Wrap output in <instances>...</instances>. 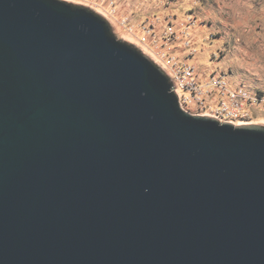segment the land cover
Segmentation results:
<instances>
[{
	"label": "water",
	"instance_id": "water-1",
	"mask_svg": "<svg viewBox=\"0 0 264 264\" xmlns=\"http://www.w3.org/2000/svg\"><path fill=\"white\" fill-rule=\"evenodd\" d=\"M0 264H264V125L181 106L64 0H0Z\"/></svg>",
	"mask_w": 264,
	"mask_h": 264
},
{
	"label": "rangeland",
	"instance_id": "rangeland-1",
	"mask_svg": "<svg viewBox=\"0 0 264 264\" xmlns=\"http://www.w3.org/2000/svg\"><path fill=\"white\" fill-rule=\"evenodd\" d=\"M64 1L86 7L81 0ZM116 1L119 16H129L139 30L145 24L159 33L172 34L173 40L163 44L167 59L164 61L172 68L185 64L194 67L196 92H182V108L190 114L213 118L222 100L214 84L215 75H221L232 89L245 88L264 97V0ZM105 18L111 23L114 36L137 46L170 78L172 69L165 70L160 58L128 36L117 22ZM247 108L248 117L244 119L216 120L236 126L264 125V105Z\"/></svg>",
	"mask_w": 264,
	"mask_h": 264
},
{
	"label": "built area",
	"instance_id": "built-area-1",
	"mask_svg": "<svg viewBox=\"0 0 264 264\" xmlns=\"http://www.w3.org/2000/svg\"><path fill=\"white\" fill-rule=\"evenodd\" d=\"M80 3L96 10L98 13L107 17L111 22H117L128 36L138 42L140 46H143L156 58H160L165 70L172 69L170 79L173 84V91L179 96L181 106L183 99L182 92H196L197 88L194 83L195 69L192 65L185 64L181 67L174 66L172 68L170 64L164 61L167 59L163 52V44L164 42L168 43L173 40V38H171L172 34H168V32L165 34L159 33L155 27L145 24H141L142 28L139 30L133 26L129 16H119L120 11L116 0H81ZM191 21L192 23L195 22L193 18ZM186 44L190 45V40ZM213 80L222 96L219 108L212 115L215 119H244L248 117V106L253 104L264 105V97L254 94L245 88L232 89L223 80L221 75H215Z\"/></svg>",
	"mask_w": 264,
	"mask_h": 264
}]
</instances>
